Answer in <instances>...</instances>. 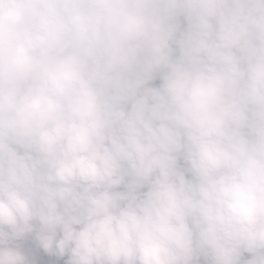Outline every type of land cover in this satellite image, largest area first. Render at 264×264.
<instances>
[{"label": "clouds", "instance_id": "obj_1", "mask_svg": "<svg viewBox=\"0 0 264 264\" xmlns=\"http://www.w3.org/2000/svg\"><path fill=\"white\" fill-rule=\"evenodd\" d=\"M0 264H264V0H0Z\"/></svg>", "mask_w": 264, "mask_h": 264}]
</instances>
